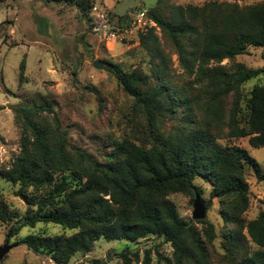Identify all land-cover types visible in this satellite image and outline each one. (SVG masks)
Listing matches in <instances>:
<instances>
[{"label":"trees","instance_id":"1","mask_svg":"<svg viewBox=\"0 0 264 264\" xmlns=\"http://www.w3.org/2000/svg\"><path fill=\"white\" fill-rule=\"evenodd\" d=\"M44 1L75 6L82 16L93 3ZM162 1L146 16L172 47L186 79L182 84L172 80L171 58L155 27L139 35L148 70L107 62L105 71L131 98L133 121L131 134L113 141L102 160L69 143L50 102L19 103L12 109L20 127L19 150L0 175L18 186L14 194L26 207L18 216L0 198V221L9 224L11 235L38 222L72 230L70 235L29 233L18 240L54 264L87 254L101 238L136 243L150 236L171 247L170 257L155 250L156 264H213V224L206 218L182 219L169 199L173 193L201 196L195 178L208 182L210 196L219 201L227 264H264V209L254 219L244 216L249 205L245 172L252 169L261 178L259 164L246 149L218 142L247 137L251 147L264 146V0L249 6L214 0L175 5L166 14ZM130 23L126 14L118 27ZM247 46L261 48V67L228 70L220 64L245 53ZM19 69L21 81L23 63ZM255 77L260 82L244 95V83ZM250 243L256 248L251 250ZM115 255L121 264H152L149 248L142 258L129 248Z\"/></svg>","mask_w":264,"mask_h":264},{"label":"rangeland","instance_id":"2","mask_svg":"<svg viewBox=\"0 0 264 264\" xmlns=\"http://www.w3.org/2000/svg\"><path fill=\"white\" fill-rule=\"evenodd\" d=\"M211 0H164L161 12L175 5H202ZM249 6L263 0H214ZM157 0H93L87 16H82L75 6L44 0H4L0 2V170L9 167L19 150L20 127L15 122L13 107L31 101L50 102L61 123L67 130L69 143L77 146L95 159L102 160L111 150V144L131 134V98L123 93L116 80L105 71L107 62L116 63L126 70H148V57L139 44V35L146 31L132 30L124 35H108L111 28H118L119 19L131 15L137 9L148 10ZM161 47L171 58L170 74L176 84H182L186 76L180 68L171 46L154 28ZM99 67L93 66V62ZM23 77L19 80L20 64ZM213 64V63H211ZM221 65L228 70L238 65L259 68L263 65L261 48L247 46L243 54L233 60L224 59ZM260 82L255 77L244 83L242 91ZM49 118V117H48ZM222 145H236L247 150L259 164L261 178L252 169H247L249 205L244 213L247 220L254 219L264 209V146L253 148L247 137L219 139ZM202 189L200 198L205 203L206 219L213 224L215 238L209 245L211 262L227 264L221 245L224 229L220 217V204L210 196L211 185L195 178ZM12 184L0 175V198L18 216L25 212L26 204L14 192ZM169 199L174 203L179 216L191 218L194 197L173 193ZM194 221V220H193ZM201 228L200 224H197ZM9 224L0 221V246L10 248L0 258V264H54L48 257L34 254L18 240L29 233L48 235L66 234L73 231L52 223L38 222L34 227H23L18 234L8 233ZM125 248L137 251L142 258L149 248L152 264H156L158 250L163 256H171V247L160 238L148 237L136 243L123 240L99 239L85 255L75 254L68 264H90L88 260H104L106 264H121L115 255ZM251 250L256 246L249 244ZM136 264H140L136 263Z\"/></svg>","mask_w":264,"mask_h":264},{"label":"built area","instance_id":"3","mask_svg":"<svg viewBox=\"0 0 264 264\" xmlns=\"http://www.w3.org/2000/svg\"><path fill=\"white\" fill-rule=\"evenodd\" d=\"M156 27L155 23L147 18L145 9H137L131 14V23L129 27L125 28H114L108 33L109 36L115 37V35H124L132 30L135 31H146L148 28Z\"/></svg>","mask_w":264,"mask_h":264},{"label":"water","instance_id":"4","mask_svg":"<svg viewBox=\"0 0 264 264\" xmlns=\"http://www.w3.org/2000/svg\"><path fill=\"white\" fill-rule=\"evenodd\" d=\"M93 66L96 68L99 67V63L94 61ZM206 205L200 198L199 194H194V199L192 202V212H191V218L193 220H202L206 217ZM10 248V245L4 244L0 246V258L7 252V250Z\"/></svg>","mask_w":264,"mask_h":264}]
</instances>
